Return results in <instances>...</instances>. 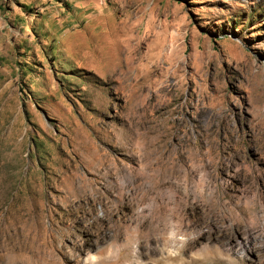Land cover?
Returning a JSON list of instances; mask_svg holds the SVG:
<instances>
[{"label":"rangeland","instance_id":"obj_1","mask_svg":"<svg viewBox=\"0 0 264 264\" xmlns=\"http://www.w3.org/2000/svg\"><path fill=\"white\" fill-rule=\"evenodd\" d=\"M0 264H264V0H0Z\"/></svg>","mask_w":264,"mask_h":264},{"label":"bare ground","instance_id":"obj_2","mask_svg":"<svg viewBox=\"0 0 264 264\" xmlns=\"http://www.w3.org/2000/svg\"><path fill=\"white\" fill-rule=\"evenodd\" d=\"M205 167H206L205 165L202 166V168H205ZM173 173L175 174L176 171H174ZM192 173H194V172L188 170V172L186 173L185 180H184V184H185L184 185V188H183V190L181 189L182 191H178V193L180 194L181 200L183 202H187L188 203V207L194 209L195 211H200L201 207L202 208L208 207V204H209L208 202H210L212 205L213 204L216 205V201H215L216 199L215 198L217 197V190L213 191L210 196H207L205 194V190H207L209 188V183H211V179L210 180H206L207 178H201V179H198V180L196 179L195 180L194 177H193V175H192ZM206 175L208 177H211L213 174L211 172H207ZM212 178L214 179L213 176H212ZM215 181H216V177H215ZM203 184H205V187H206L204 191H196L194 189L195 186H197V185H203ZM192 186H194V188ZM214 217L215 218H218L220 216L217 213L214 212L213 218ZM171 234H173V233H171ZM231 243H232V239L230 240V243H228V244L231 245Z\"/></svg>","mask_w":264,"mask_h":264}]
</instances>
